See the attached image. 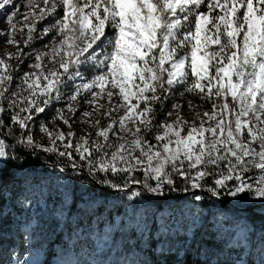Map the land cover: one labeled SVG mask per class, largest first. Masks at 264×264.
Wrapping results in <instances>:
<instances>
[{
	"label": "snow or ice",
	"instance_id": "1",
	"mask_svg": "<svg viewBox=\"0 0 264 264\" xmlns=\"http://www.w3.org/2000/svg\"><path fill=\"white\" fill-rule=\"evenodd\" d=\"M10 4L13 0H0V10ZM25 7L28 11L20 25L14 20L18 8L6 14L9 28L0 36L18 46L14 37L25 35L26 29L27 46L37 25L52 18L41 36L52 33L53 40L46 45L47 52L35 55L34 70L19 77L15 90L10 87L15 69L8 60L19 61L23 50L18 47L16 53L0 58V101L14 110L10 124L28 129L34 115L59 99L65 79L89 71L83 68L88 61L95 62L97 74L76 85L70 100L88 93L87 102L94 110L97 105L104 109L99 102L107 99L102 115L124 111L104 128L95 122L100 141L90 143L82 136L74 142L75 133L53 132L42 125L49 146L34 143L31 134L17 143L66 157L73 169L81 166L75 153L90 174L119 177L103 183L120 192L141 185L146 193L164 196L166 190H177L174 175L189 192L203 189L211 176L213 186L207 191L213 197L224 192L264 199V0H28ZM45 58L55 66L45 68ZM177 85L211 104L209 111L197 113L198 125L189 124L179 113L170 123H155V105ZM68 109L72 110L71 104ZM5 112L0 106V114ZM57 119L69 123L63 113ZM117 126L125 136L117 144L109 143V133ZM3 127L5 120L0 119ZM157 128L153 144L143 133ZM12 159L0 138V163ZM252 169L260 173L255 183L246 179ZM136 173H142V179ZM141 195L132 190L128 198Z\"/></svg>",
	"mask_w": 264,
	"mask_h": 264
},
{
	"label": "rangeland",
	"instance_id": "2",
	"mask_svg": "<svg viewBox=\"0 0 264 264\" xmlns=\"http://www.w3.org/2000/svg\"><path fill=\"white\" fill-rule=\"evenodd\" d=\"M16 1L17 0H13V4L0 10V31L6 32L8 30L9 25L6 21V14H10L12 11H15L16 8L19 9V12L14 18L15 22L20 25V22L23 21L24 13L28 11L27 7H25L28 0H22V5L18 7H15ZM41 6L43 5L41 4ZM58 11L60 15H62V9ZM51 22H53L52 18L40 22L37 25V31L33 33V39L27 46L24 45V40L27 38V30L25 29V35L17 33L14 38L19 42V45H13V48L6 47L5 51L3 50V52L0 53V58H5L9 53H16L18 47L23 50V54L19 61L16 59L8 60V63L13 65L15 69L13 72L14 80L10 86L13 90H15L16 85L20 83L19 77H21L24 72H31L34 70L31 65L35 63V59L31 63L24 61L27 54L30 53L33 48L36 54L48 51L46 45L51 44L53 34L49 33L47 36H41V33L45 27L50 26ZM4 37L5 36H0V38ZM57 39L59 38L57 37ZM44 66L45 68H51L55 65L45 58ZM84 66H87V69L90 68L92 72L90 74H86L85 71L83 73L81 72L79 78H75L71 81L65 79V84L61 86L59 99H54L43 113L34 115V118L29 122V127L26 130L28 134L32 135L34 143L43 146L50 145L47 135L40 130L42 125L48 127L49 130L53 132L63 131L67 134L71 131L75 133L73 137L74 142L82 136H86L90 143L91 141H100L101 138L96 136L97 127L104 128L113 119H118V117L123 114L124 110L120 109L117 112L111 113V115H102V112L106 111L108 107L107 99H102L99 102L105 105L104 109H101L99 105H97L94 110V106L87 102L91 99L88 93L80 95L77 101L70 100V96L75 91L76 85L91 80L92 77L97 74L94 61L86 62L83 67ZM116 102L117 98H114L113 103ZM7 103V101H0V106L6 108V113L10 117L14 110L8 109ZM81 103L82 107L76 113H72L68 109L69 104H71L73 110L74 107L81 105ZM189 104L192 105L191 108ZM173 105H179L181 107L174 109ZM210 109L211 104L209 102L202 100L197 95L185 93L183 86L177 85L167 94L166 99L158 104V107L155 105V111L158 112V119L155 123H170L176 119V115L179 113L189 124L195 122L198 125L199 118L197 113L202 114ZM59 113H63V116L68 119V124H64L57 119ZM84 113H89V115L85 116ZM168 113H172V115L169 116ZM96 121H99V124L97 127H94L93 125ZM156 131H160V129L157 128L152 133H143V135L149 142L155 144L154 135ZM122 136H125V133L117 126L114 132L109 133L108 142L117 144L121 142L120 137ZM256 147H258V145ZM259 175L260 173L257 170L252 169L246 174V179H248L250 183H255V178H258ZM95 176L96 179L102 180L101 185H106L103 183L105 179L114 181L111 173H96ZM206 180L209 182L203 189H195L175 196H170L167 190L164 196H155L151 194L154 197H164L170 201L167 207H163L160 214L157 213L155 215V219L158 223L156 234H159L160 237H164V235L167 234L168 236H165V238H169L168 242H176L175 236L178 234H183L188 239L192 236L196 228L201 224L205 214L202 201L195 200L194 195H199L202 198L203 194H210L207 191V187L213 186V177L210 176L206 178ZM66 181L67 176L57 170H50L49 174L41 175L40 178L37 179L33 176H29L23 180L22 185H24V189L17 194L13 203L15 206L21 208V214L15 215L14 212H10L12 217L19 221L18 228L11 233H0V264H21V261H25L26 264L39 263L41 253L35 252L29 245L24 246V243H28L30 240L29 232L32 225L35 223L33 216L35 207L41 210L45 216L57 219L58 224L56 228H54V232L57 230L64 231L62 240L64 254L58 251L55 255L56 261L51 264H97L96 253L100 249L107 247L111 241L112 234L118 231L120 226L128 229V235L125 239L127 245L131 247V243L139 236H141L140 242L142 244L145 243L144 233L150 214V206L145 201L138 199V197H133L130 199V204L124 213L116 212L114 206H112V201L109 203L103 202L104 205H109V212H104L103 214L95 212L89 217L81 216L73 219L76 215V209L67 210L68 183ZM152 184L154 186L155 182L153 181ZM14 186L15 185L10 182L0 183V199L7 194L11 195L15 193ZM126 190L128 191L126 197H129L131 191L137 189L135 185H133L130 189ZM217 198L223 200L221 196ZM227 199L228 200L225 202H227L226 205L228 209L235 208V206L239 208H246L250 205L259 207L264 206V199L256 198L254 194L245 193L241 194L240 197L227 196ZM93 202L95 204L102 203V200L95 198ZM7 210H9V205L0 204V216ZM238 211L243 212L244 209ZM26 215L30 217L28 218ZM208 221V228L216 233L218 239L222 241L228 239L236 245L243 247L246 251L250 228L244 217L237 216L231 211L227 209L224 210L220 206H217L212 210ZM87 229L91 230L89 231ZM140 232L143 233L139 234ZM85 239H89L94 247L91 249L90 253H87L86 244H84ZM115 251H117V247ZM138 251L139 250L133 252L139 255ZM262 256L263 248L258 246L255 251L256 261H259ZM126 263H128L127 259L123 260L122 264Z\"/></svg>",
	"mask_w": 264,
	"mask_h": 264
},
{
	"label": "trees",
	"instance_id": "3",
	"mask_svg": "<svg viewBox=\"0 0 264 264\" xmlns=\"http://www.w3.org/2000/svg\"><path fill=\"white\" fill-rule=\"evenodd\" d=\"M201 10H206V8L202 7ZM106 31L111 35L112 30L110 28ZM83 68H87V66ZM88 69L89 71L85 72L86 74L92 72L90 68ZM156 107H158V104ZM157 114L156 111L155 121L158 119ZM0 119L5 120V127L0 128V138L5 139L7 150L14 157L12 160L0 163V183L10 182L15 185V193L7 194L0 199V204L9 205V210L0 216V233H11L18 228L19 221L15 220L10 212H14L15 215L21 214V208L13 203L17 194L24 189L23 180L29 176H33L35 179L40 178L41 175L49 174L50 170L61 172V167L65 169L62 173L67 176L66 182L68 183L67 210L76 209V215L73 219L81 216L89 217L95 212L100 214L109 212V205H104L103 202L109 203L112 201V206H114L116 212L124 213L126 211L130 204V199L126 197L127 190L120 192L106 185H101L102 180L96 179V174H90L86 164L80 161L75 153L76 162L81 166L73 169L66 157H60L56 153H45L42 150L32 149L25 144L17 143L21 138L28 135L27 130L11 125L10 117L6 112L0 114ZM8 132H11L12 135H5ZM9 138L14 139L17 146ZM57 143L59 144V141ZM60 150H63L62 146ZM135 175L138 179H142V173H136ZM113 178L114 181L119 180V177ZM173 179L177 190L168 191V194L175 196L184 193V181L175 175ZM152 182L150 181V183ZM208 182L205 181V186L208 185ZM232 183V181L229 182L230 185ZM135 188L142 192L138 199H142L150 206V214L144 233L145 243L140 242L141 236H139L131 243V247L127 245L125 239L128 235V229L120 226L119 230L112 234L107 247L96 253L97 264H122L125 259L128 261L126 264H264V206L255 205L248 210L239 212L235 208L228 209L226 203L217 200L211 194H203L201 201L205 214L199 227L196 228L189 239L183 234H178L175 236L176 242H168L169 238H165V236H168L167 234L164 237L156 234L158 223L155 215L160 214L163 207H167L170 201L164 197H154L144 192L141 185H135ZM220 196L224 201L228 200L224 192ZM95 198L101 199L102 203L95 204L93 202ZM217 206L224 210L227 209L237 216L244 217L247 221L250 230L246 251L243 247L228 239L224 241L218 239L216 233L208 228V219L212 210ZM33 213L35 223L29 232L30 240L28 243L25 242L24 246L29 245L35 252L41 253L38 264H51L56 261L55 255L58 251L64 254L62 247L64 231L57 230L54 232V228L58 224L57 219L45 216L36 207ZM87 230L90 231L91 229ZM84 244H86L87 253H90L91 249L94 248L92 242L85 239ZM258 246L263 248V256L259 261H256L255 251ZM116 247L117 251H115ZM136 250H139V255L133 252Z\"/></svg>",
	"mask_w": 264,
	"mask_h": 264
},
{
	"label": "bare ground",
	"instance_id": "4",
	"mask_svg": "<svg viewBox=\"0 0 264 264\" xmlns=\"http://www.w3.org/2000/svg\"><path fill=\"white\" fill-rule=\"evenodd\" d=\"M22 5V0H17L15 2V7H18ZM1 29V26H0ZM6 39L7 37L4 38H0V53L3 52V50L5 51V48H13V45H9L6 43ZM25 54V52H24ZM35 55H36V51H34V48L31 50L30 53L27 54L26 58H25V62L27 63H31L34 59H35ZM82 107V103L81 105H78L77 107H74L73 110H71L72 113H76L80 108ZM84 111V110H83Z\"/></svg>",
	"mask_w": 264,
	"mask_h": 264
},
{
	"label": "water",
	"instance_id": "5",
	"mask_svg": "<svg viewBox=\"0 0 264 264\" xmlns=\"http://www.w3.org/2000/svg\"><path fill=\"white\" fill-rule=\"evenodd\" d=\"M12 142H13V144L15 145V146H17V144H16V142H15V140L14 139H12V138H9ZM217 200H219V201H221V202H223V203H227V202H225V201H223V200H221V199H219V198H217V197H215ZM253 207V205H250V206H248V207H246V208H239V207H236L235 206V209H238V210H248L249 208H252Z\"/></svg>",
	"mask_w": 264,
	"mask_h": 264
}]
</instances>
